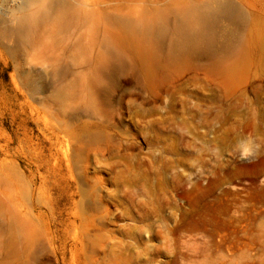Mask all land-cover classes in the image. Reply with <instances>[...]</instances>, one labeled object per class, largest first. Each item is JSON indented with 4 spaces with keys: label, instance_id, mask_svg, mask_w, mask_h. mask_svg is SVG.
Returning a JSON list of instances; mask_svg holds the SVG:
<instances>
[{
    "label": "rangeland",
    "instance_id": "1",
    "mask_svg": "<svg viewBox=\"0 0 264 264\" xmlns=\"http://www.w3.org/2000/svg\"><path fill=\"white\" fill-rule=\"evenodd\" d=\"M211 1L0 0V264H264V0L145 34Z\"/></svg>",
    "mask_w": 264,
    "mask_h": 264
},
{
    "label": "bare ground",
    "instance_id": "2",
    "mask_svg": "<svg viewBox=\"0 0 264 264\" xmlns=\"http://www.w3.org/2000/svg\"><path fill=\"white\" fill-rule=\"evenodd\" d=\"M13 3L22 7L24 0H13ZM203 4L180 13L174 27L166 15L156 13L149 19L145 34L157 42L171 36L174 48L181 52L202 54L220 50L228 43L230 29L239 21L241 13L231 0Z\"/></svg>",
    "mask_w": 264,
    "mask_h": 264
}]
</instances>
